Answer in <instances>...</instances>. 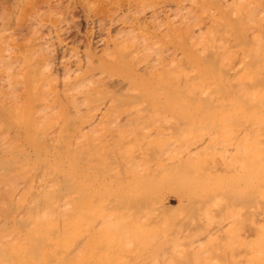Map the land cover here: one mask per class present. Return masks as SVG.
Segmentation results:
<instances>
[{
    "label": "bare ground",
    "instance_id": "6f19581e",
    "mask_svg": "<svg viewBox=\"0 0 264 264\" xmlns=\"http://www.w3.org/2000/svg\"><path fill=\"white\" fill-rule=\"evenodd\" d=\"M29 1L0 0V264H264V0H86L81 59L34 10L21 60Z\"/></svg>",
    "mask_w": 264,
    "mask_h": 264
},
{
    "label": "rangeland",
    "instance_id": "374dc122",
    "mask_svg": "<svg viewBox=\"0 0 264 264\" xmlns=\"http://www.w3.org/2000/svg\"><path fill=\"white\" fill-rule=\"evenodd\" d=\"M68 1V2H67ZM126 1H128V0H125V1H123V0H121L120 1V3H125ZM143 1V0H142ZM141 1V2H142ZM147 1V2H146ZM145 1V3L144 2H142V4H140L141 6H139L138 7V9L141 11L143 8L147 11V8L149 9L150 8V5H152V4H159V3H161V4H163V2H165L167 5H169V4H172V2H175V5H177V6H179L180 4L179 3H181L182 4V8H183V10L185 9V8H187V5H189L188 3H190L188 0H146ZM170 1V2H169ZM177 1H179V3L177 2ZM188 1V2H187ZM29 2H31V3H29L28 4V6L26 5L27 3H24V4H21L22 6H23V8L22 7H18V9H20V11L17 13L18 14V19L21 17L22 19H23V21L22 22H20L19 21V24H20V26H18V28H17V30H19L18 32H17V30H16V40H15V42H16V46H15V49H16V52L15 53H17L16 55L18 56V57H20V59L22 60V58H21V56H23V55H21L20 56V54H22V53H19L21 50H22V48L23 47H25V45H27V42L25 41L26 40V38H28V36H30L31 34H30V31H31V29L32 28H30V26H32V20L34 19H32L31 21L30 20H28L29 18H28V16L30 15L31 16V14H32V16H33V14H35V12L36 11H38V13H41V12H44V10L47 8L49 11H46V12H48V15H49V17H48V15H47V13H46V16L48 17H46L45 15H44V13H41V16H42V18L44 17V20L47 18V19H49L50 17L52 18H50L49 20H46L47 22H45V21H43V22H45V24L42 26V27H40L39 28V30L36 28V26H35V30L38 32V31H40L39 33L40 34H38L36 31V33H37V35H41V36H43L44 37V35H45V37H44V39L46 38H49V40L48 41H46V42H49V44L47 43L46 45V48H48L49 46H51V44L52 43H55V41L57 40V38H56V36H55V33H57L55 30V26H53V25H57V23L58 24H60L59 23V21L60 22H62L59 26H64L63 28H66V33H68V34H66V35H63L62 36V40L64 41V44L66 45V49H69V50H67L65 53H64V56H63V58H67L69 55V52L71 51V53L73 54L74 52L76 53L77 52V55L78 56H80V59L81 58H83V57H85L84 55H86V57H87V55L88 56H95L96 55V57H98L99 55H100V52L98 51V48H95L94 47V45H93V39H94V37H95V35L97 34V26H94V25H91L89 22H90V20L89 21H87L88 19H90L89 17L90 16H92V11H89L88 10V8H86V0H31V1H29ZM58 2V4H56ZM59 2H61V4H59ZM178 4H177V3ZM184 2V3H183ZM187 2V3H186ZM100 2L97 0V4H99ZM105 4H110V3H106V2H104ZM150 3H152V4H150ZM169 3V4H168ZM54 4H56V5H54ZM104 4V5H105ZM150 4V5H149ZM165 4V5H166ZM174 4V3H173ZM172 4V5H173ZM187 4V5H186ZM20 5V6H21ZM26 5V6H25ZM54 5V10L52 9V7L51 6H53ZM102 5H103V2H102ZM103 5V6H104ZM183 5L185 6V7H183ZM25 6V7H24ZM30 6V7H29ZM31 6H34L33 7V9H31ZM48 6H49V8L50 9H52V12H51V15H50V9L48 8ZM84 6V7H83ZM146 6V7H145ZM153 6V5H152ZM151 6V7H152ZM27 7H28V9H27ZM56 7V8H55ZM63 7H64V9H63ZM67 9H66V8ZM101 8V6H100V4H99V6L97 5V10H96V12L97 13H99L100 12V8ZM179 7H181V5L179 6ZM22 8V9H21ZM30 8V9H29ZM86 8V9H85ZM173 9H174V7H172ZM18 9H17V11H18ZM25 9V10H24ZM44 9V10H43ZM46 9V10H47ZM67 11H66V10ZM69 9V10H68ZM173 9H172V11H173ZM34 10H35V12H34ZM41 10V11H40ZM43 10V11H42ZM60 10V11H59ZM62 10V11H61ZM181 10V9H180ZM23 13H22V12ZM25 11V12H24ZM53 11H56V12H53ZM69 11V12H68ZM89 11V12H88ZM143 11V10H142ZM172 11H170V12H167V14H166V16H165V14H164V16H163V14H162V16L160 15V19H158V21H159V23L160 24H162V28L164 29V31L166 32L167 30V32H170L171 33V31L169 30L170 28H169V26L170 25H166V24H171L172 25V22H173V24L176 22L175 20H176V17H177V19L179 20V19H182V18H180V14H177V13H175V12H172ZM176 11V10H175ZM178 11V10H177ZM27 12V13H26ZM28 12H30V13H28ZM72 12V13H71ZM101 12H102V10H101ZM20 13V14H19ZM21 13L24 15H21ZM25 13H26V15H25ZM67 13H70V14H67ZM168 13H169V15H168ZM173 13H175L174 14V16H175V18H174V16H172L171 14ZM56 14V15H55ZM61 14V15H60ZM176 14L178 15V16H176ZM53 15H55L54 17H55V19H54V17H52ZM58 15V16H57ZM87 15H88V19H86L87 18ZM90 15V16H89ZM31 16V17H32ZM167 16L169 17V18H171V16H172V20H174V21H172L171 19H169V18H167ZM182 16V15H181ZM24 17V18H23ZM67 17H68V19H67ZM100 17H101V14H100ZM179 17V18H178ZM65 18V19H64ZM102 18V17H101ZM26 19L28 20V21H26ZM58 21H57V20ZM63 19V20H62ZM164 19V20H163ZM168 19V20H167ZM43 20V19H42ZM52 20H53V22H52ZM56 20V21H55ZM67 20H69V21H67ZM169 20H170V22L171 23H168L169 22ZM177 20V21H178ZM24 21H25V24H24ZM30 21V23H29V27L26 25V24H28L27 22H29ZM49 21V22H48ZM54 21H55V23H54ZM181 20H179L178 22H176V23H178V24H181V22H180ZM52 22V23H51ZM65 22V23H64ZM180 22V23H179ZM18 23V22H17ZM49 23H51V24H49ZM68 23V24H67ZM176 23L174 24V26H172L173 28L176 26ZM31 24V25H30ZM66 26H65V25ZM160 24H159V26H160ZM23 25V26H22ZM25 25V26H24ZM51 25V26H50ZM164 25H166L165 26V28H164ZM183 25V23L181 24V25H178V26H182ZM22 29H21V28ZM24 27H26V28H24ZM38 27V26H37ZM52 27V28H51ZM54 27V28H53ZM57 27V29H58V25L56 26ZM68 27V28H67ZM69 27H70V29H69ZM169 29H168V28ZM183 27V26H182ZM20 28V29H19ZM49 28H51V29H49ZM175 28H177V26L175 27ZM55 29V30H54ZM159 29H161L160 27H159ZM166 29V30H165ZM27 30H29V31H27ZM43 30V31H42ZM48 30V32H46ZM67 30H68V32H67ZM53 31H54V33H53ZM162 31V30H161ZM22 32V33H21ZM90 32V33H89ZM169 33V34H170ZM30 34V35H29ZM49 36V37H47V35ZM50 34H52V35H50ZM168 34V33H167ZM168 34V35H169ZM94 35V36H93ZM166 35V34H165ZM55 36V37H54ZM172 36L170 35V39L168 38H162L163 40H164V42L163 41H161L162 42V44H165V47L167 46V44H169L168 46H170V47H172V48H174L175 47V49H176V52H177V50L181 47L180 45H178V44H175L174 45V39L173 38H171ZM24 38H25V40H24ZM56 38V39H55ZM53 41H52V40ZM88 39V40H87ZM166 39V40H165ZM171 39L174 41H171ZM177 40V39H176ZM178 40H179V38H178ZM177 40V41H178ZM25 41V42H24ZM62 41V42H63ZM76 41V42H75ZM87 41V42H86ZM168 41H170L169 43H167ZM176 41V42H177ZM180 41V40H179ZM178 41V42H179ZM182 41H183V39H182ZM166 42V43H165ZM175 42V43H176ZM26 43V44H25ZM85 43V44H84ZM91 43V45H93V47L96 49H94L92 46H89L88 47V45ZM68 44V45H67ZM86 44H87V47H86ZM162 44H160V46L162 45ZM84 45H85V47H84ZM173 45V46H172ZM167 46V47H168ZM52 47V46H51ZM51 47H49L48 49H50ZM68 47V48H67ZM76 47V48H75ZM90 47H92L93 48V51H92V48H90ZM161 47H163L164 48V45L163 46H161ZM176 47H178V49L176 48ZM71 48V49H70ZM74 48V49H73ZM182 48H183V46L180 48L181 50H182ZM25 49H26V47H25ZM73 49V50H72ZM166 49V48H165ZM168 49H169V47H168ZM171 49V48H170ZM180 49H179V51H180ZM43 50V49H42ZM89 50V51H88ZM183 50H185V48L183 49ZM23 51V50H22ZM85 51H88L87 52V54H85L86 52ZM91 51V52H90ZM96 51H98V52H96ZM42 52V53H41ZM48 52V53H47ZM51 52V51H50ZM59 52V51H58ZM58 52H55L54 54H58V55H55L56 57H53L52 55H53V52L52 53H49V51H40L37 55H36V59H38L39 61H40V64H41V62H42V60H46V59H44V58H49V57H47V56H49V54H50V58L52 57V59H54V58H56V59H58L60 56L59 55H61V53L59 54ZM95 52H96V54H95ZM74 53V54H75ZM79 53V54H78ZM91 53V54H90ZM97 53H98V55H97ZM42 55V56H41ZM65 55H67V56H65ZM40 56V57H39ZM83 56V57H82ZM42 57H44V58H42ZM58 57V58H57ZM93 57H91V59L93 58ZM95 57V58H96ZM69 58V57H68ZM89 58V57H88ZM19 59V60H20ZM56 59H54V60H52L53 61V63H54V61H58V60H56ZM72 59V58H71ZM17 60H18V58H17ZM60 60V59H59ZM65 60H67V59H65ZM83 60V59H82ZM19 62V61H18ZM21 63L23 62V61H20ZM38 62V61H37ZM20 63V64H21ZM17 64V63H16ZM19 64V65H20ZM38 64V66H39V62L37 63ZM22 66V65H21ZM20 66V67H21ZM17 68V67H16ZM18 68H19V66H18ZM22 68V70L21 69H19V70H17L16 72H18V71H20V74L19 73H17L18 75H22V77L20 76V78L22 79L23 78V74L21 73V71H23V67H21ZM16 70V69H15ZM60 75H62V74H58V78L56 77V81H55V79H54V81L51 79V81H53V82H51L50 80V85H49V87H46V85L44 86V88L42 87V91H44L45 90V88H47V91H46V93L48 92V88H51L52 89V87L54 86V84L55 85H57V82L64 76V74L62 75V77H60ZM17 78V77H16ZM19 78V77H18ZM17 78V79H18ZM20 79H18V83L19 82H23V79L22 80H20ZM49 81L47 82V83H49ZM46 82V81H45ZM17 83V84H18ZM53 84V86H51ZM21 85H23V84H21ZM18 86V85H17ZM54 87H56V86H54ZM16 88V94L18 95V93H19V96H20V94L22 95V93H24V89H23V87L22 86H20V84H19V87H15ZM22 88V89H21ZM21 90V91H19V90ZM50 89V90H51ZM24 90V91H23ZM49 90V91H50ZM17 91H19L18 93H17ZM51 91H54V89H52ZM26 92V91H25ZM45 92V91H44ZM44 92H42L41 93V91H39L37 94H39V93H41L42 94V96H43V94H44ZM55 92V91H54ZM15 94V95H16ZM25 94V93H24ZM23 94V95H24ZM36 94V95H37ZM41 94L40 95H38L39 97H42L41 96ZM16 95V96H17ZM22 95V96H23ZM19 96H18V99H20L19 98ZM21 96V97H22ZM23 98V97H22ZM24 99V98H23ZM21 100V99H20ZM23 101V100H22ZM19 103H21V101H19ZM19 103H18V105H19ZM20 105H22V104H20ZM20 107L21 106H19V113L21 114V112H20ZM23 110H24V108H22ZM34 109L36 110V107H34ZM32 110V111H35V110ZM56 109V108H55ZM54 109V110H55ZM59 109V108H58ZM31 111V112H32ZM55 111H57V114H58V111L59 110H55ZM54 111V112H55ZM38 112V111H37ZM36 111L35 112H33V114L34 115H36L35 113H37ZM53 112V113H54ZM41 114V113H40ZM31 115H32V113H31ZM33 115V116H34ZM170 198V197H169ZM171 203H170V202ZM168 202L170 203V205H173L174 203H173V200H172V198L169 200ZM175 207V205L172 207V208H174Z\"/></svg>",
    "mask_w": 264,
    "mask_h": 264
}]
</instances>
